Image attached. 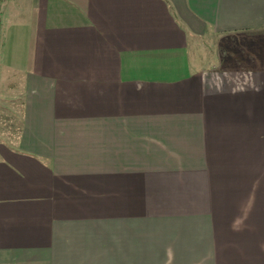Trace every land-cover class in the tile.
<instances>
[{
	"label": "crops",
	"instance_id": "crops-1",
	"mask_svg": "<svg viewBox=\"0 0 264 264\" xmlns=\"http://www.w3.org/2000/svg\"><path fill=\"white\" fill-rule=\"evenodd\" d=\"M25 6L0 264H264V0Z\"/></svg>",
	"mask_w": 264,
	"mask_h": 264
},
{
	"label": "rangeland",
	"instance_id": "rangeland-1",
	"mask_svg": "<svg viewBox=\"0 0 264 264\" xmlns=\"http://www.w3.org/2000/svg\"><path fill=\"white\" fill-rule=\"evenodd\" d=\"M28 13L29 8L25 6V0H0V14L2 17V23L0 25V66L5 65V63H13L12 60H14L15 65H24V49H14V46H17V32L22 33L24 35L23 30H27L28 32ZM27 20V24L26 21ZM26 24V25H24ZM8 30V31H7ZM4 31L11 33V37L9 39L7 38V33L4 34ZM16 36V38H15ZM202 41H205L204 39ZM19 43V42H18ZM202 43V42H201ZM199 45L193 50V58L196 60L195 63H197L198 67L200 66V55L202 54L201 51H204L205 47L207 46L206 42H204ZM209 47L211 48V45L213 44L211 40H209ZM19 44H22L21 42ZM23 46H25L23 44ZM209 48V49H210ZM202 49V50H201ZM212 49V48H211ZM209 50V55H213L216 57V51L217 47L214 46V51ZM222 50L220 49V53ZM3 77V76H2ZM1 78V77H0ZM4 78V77H3ZM6 81L0 82V129L1 131H5V128L10 127L8 130L9 132H14L15 128L18 124L17 115H14L12 112L14 109V103H17V99H14L13 96L15 93L17 94L22 86V74L16 73L8 78L5 77ZM14 117L13 122L12 119L10 120L6 119V117ZM12 124V125H11ZM6 130V132H8ZM3 137L5 133L0 132Z\"/></svg>",
	"mask_w": 264,
	"mask_h": 264
}]
</instances>
